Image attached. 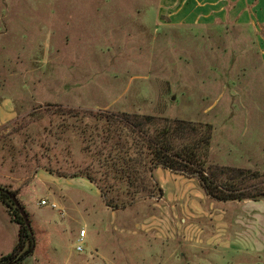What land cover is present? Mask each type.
<instances>
[{
  "label": "rangeland",
  "instance_id": "obj_1",
  "mask_svg": "<svg viewBox=\"0 0 264 264\" xmlns=\"http://www.w3.org/2000/svg\"><path fill=\"white\" fill-rule=\"evenodd\" d=\"M170 21L160 0H0V118L11 119L0 125V185L19 192L40 263L264 264L252 200H214L158 167L161 199L113 210L88 179L46 170L89 162L80 138L61 134L63 106L208 122L209 163L264 171V21ZM15 228L0 203V250Z\"/></svg>",
  "mask_w": 264,
  "mask_h": 264
},
{
  "label": "trees",
  "instance_id": "obj_2",
  "mask_svg": "<svg viewBox=\"0 0 264 264\" xmlns=\"http://www.w3.org/2000/svg\"><path fill=\"white\" fill-rule=\"evenodd\" d=\"M54 113L61 116V134L71 131L80 138L89 162L75 166L78 170L72 174L62 168L46 170L60 177L88 179L113 210L161 199L164 190L154 175L158 167L196 178L206 195L217 201L264 199V171L209 163L214 138L211 123L129 111L82 112L63 106ZM12 194L19 196L18 191L0 185V201L20 226L14 251L1 256L0 264L20 263L36 247L35 232Z\"/></svg>",
  "mask_w": 264,
  "mask_h": 264
},
{
  "label": "crops",
  "instance_id": "obj_3",
  "mask_svg": "<svg viewBox=\"0 0 264 264\" xmlns=\"http://www.w3.org/2000/svg\"><path fill=\"white\" fill-rule=\"evenodd\" d=\"M160 8L163 13L169 14L171 23L179 25L212 26L214 24L234 23L237 26L248 28L250 26L247 23H251L253 27L257 19L264 21V0H160ZM9 120L11 119L0 118V125ZM40 172L51 175L45 170H40L38 176ZM45 174L41 175L44 176ZM245 201L249 202L250 200ZM254 201L256 204H253ZM0 203L2 202L0 201ZM247 204V208L252 213L247 217L250 220L249 225L253 226L252 230L257 231L261 228V225L258 226L259 222L264 223V199L252 200L251 203ZM241 219L244 218L241 216ZM241 219L238 221L241 222ZM16 224V232L14 238H11L10 247L7 249L2 248L0 257L13 252L18 243L20 226L18 223ZM261 229L264 230V226ZM38 246L37 239L34 254L17 264H43L40 263L36 255Z\"/></svg>",
  "mask_w": 264,
  "mask_h": 264
},
{
  "label": "water",
  "instance_id": "obj_4",
  "mask_svg": "<svg viewBox=\"0 0 264 264\" xmlns=\"http://www.w3.org/2000/svg\"><path fill=\"white\" fill-rule=\"evenodd\" d=\"M11 196H12V199L14 200L16 206L20 209V212H21L22 216L24 217L26 224L28 225L30 230H32L31 220L29 218V215H28L25 207L22 205V203L20 202V200L18 199L16 194H12ZM8 264H17V262L13 261V262H10Z\"/></svg>",
  "mask_w": 264,
  "mask_h": 264
},
{
  "label": "built area",
  "instance_id": "obj_5",
  "mask_svg": "<svg viewBox=\"0 0 264 264\" xmlns=\"http://www.w3.org/2000/svg\"><path fill=\"white\" fill-rule=\"evenodd\" d=\"M41 204H43V205H48V206H51V207H56V204L55 203H52V204H50L49 202H48V200H46V199H42L41 200ZM87 236V230L85 229V228H83L81 231H80V236H79V242H78V244H77V249L78 250H83V245H82V243H83V241H84V239H85V237Z\"/></svg>",
  "mask_w": 264,
  "mask_h": 264
}]
</instances>
